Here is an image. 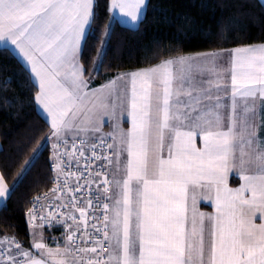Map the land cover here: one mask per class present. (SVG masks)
<instances>
[{
  "label": "snow or ice",
  "instance_id": "6c2138e0",
  "mask_svg": "<svg viewBox=\"0 0 264 264\" xmlns=\"http://www.w3.org/2000/svg\"><path fill=\"white\" fill-rule=\"evenodd\" d=\"M201 7L206 29L150 0H0V104L43 122L0 159V207L47 170L0 264H264V0ZM149 10L177 34L110 62Z\"/></svg>",
  "mask_w": 264,
  "mask_h": 264
},
{
  "label": "trees",
  "instance_id": "16d2710c",
  "mask_svg": "<svg viewBox=\"0 0 264 264\" xmlns=\"http://www.w3.org/2000/svg\"><path fill=\"white\" fill-rule=\"evenodd\" d=\"M150 2L153 8L166 10L172 15L173 19L188 13L197 21L201 22L202 26L206 29L219 18L220 9L217 8L215 13H213L211 9L202 8L201 4L205 2L209 4H221L224 3L225 0H150ZM252 2L258 3L259 0H252ZM250 27L252 34L255 36L258 30L255 26ZM176 34L175 28H169L166 25L155 23L153 13L149 10L147 23L141 26L139 35L134 34L124 26L117 25L116 34L112 39L113 51L109 53V61L111 62L115 54V49L118 46L120 47L119 55L126 60L130 49H134L140 44H149L154 38L165 41L171 40ZM181 39H183V37H181ZM185 43L188 47H196L195 40L191 42L186 41ZM0 59H2V57H0ZM108 74L110 73H104V75ZM100 82L99 79L96 81V83ZM0 86H2V80H0ZM12 95V92L8 93L9 97ZM42 126L43 122L36 119L27 108H25L20 114V117L17 118L13 110L8 109L6 111L2 104H0V159H3L5 153L12 154L16 147L28 142V138L33 134V132L29 131L30 127L35 130L37 127ZM46 176L47 170L38 164L37 167L32 170L28 180L25 181V184L17 192L15 200L8 203L7 209H0V224L3 223L5 217H8L10 222L18 226L20 235L22 237L25 236V225L20 213L19 202L23 200L29 184H32L34 181L42 182ZM234 180L235 179L231 180V183H233ZM46 190L47 188L41 185L33 194H39ZM0 230L3 229L0 228ZM53 234L57 237L60 235L58 231H53ZM45 237L47 239V232L45 233Z\"/></svg>",
  "mask_w": 264,
  "mask_h": 264
},
{
  "label": "crops",
  "instance_id": "0c3cea01",
  "mask_svg": "<svg viewBox=\"0 0 264 264\" xmlns=\"http://www.w3.org/2000/svg\"><path fill=\"white\" fill-rule=\"evenodd\" d=\"M231 184H233V185H231ZM235 184H236V185H235ZM230 185L233 186V187L238 186V185H237V182H236L235 180L233 181V183H231V180H230ZM1 208H2V207H0V209H1ZM201 208H202L203 211H211V208L208 207V206H206L203 202H202V204H201Z\"/></svg>",
  "mask_w": 264,
  "mask_h": 264
},
{
  "label": "built area",
  "instance_id": "2783aa9c",
  "mask_svg": "<svg viewBox=\"0 0 264 264\" xmlns=\"http://www.w3.org/2000/svg\"><path fill=\"white\" fill-rule=\"evenodd\" d=\"M47 190H48V189H47ZM47 190H46V191H47ZM42 193H43V192H42ZM42 193H39V194H42ZM53 231H58V232H59V230H58V229H54Z\"/></svg>",
  "mask_w": 264,
  "mask_h": 264
},
{
  "label": "rangeland",
  "instance_id": "374dc122",
  "mask_svg": "<svg viewBox=\"0 0 264 264\" xmlns=\"http://www.w3.org/2000/svg\"><path fill=\"white\" fill-rule=\"evenodd\" d=\"M105 130L107 131L108 129L106 128Z\"/></svg>",
  "mask_w": 264,
  "mask_h": 264
}]
</instances>
